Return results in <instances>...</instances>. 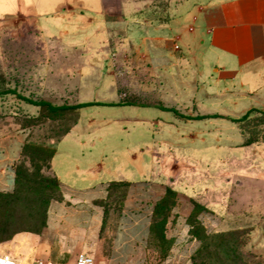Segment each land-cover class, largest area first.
Instances as JSON below:
<instances>
[{"label": "rangeland", "instance_id": "obj_1", "mask_svg": "<svg viewBox=\"0 0 264 264\" xmlns=\"http://www.w3.org/2000/svg\"><path fill=\"white\" fill-rule=\"evenodd\" d=\"M80 3L0 0V152L5 157L17 149L9 166L19 172L25 196L43 191L39 204L59 196L49 153L78 121L60 148L97 164L94 177L150 180L179 191L168 189L164 196L172 209L163 235L167 229L169 239H190L195 203L207 233H224L220 256L212 245L199 256L210 240L201 244L195 237L184 264H229L227 257L264 264V110L254 108L241 121L231 118L246 112H213L203 104L199 74L187 65H160L122 32L110 33L106 48H97L102 35L90 25L96 4L85 2L90 10L81 11ZM22 97L95 103L50 118ZM39 221L22 218L17 225L37 227ZM159 232L155 222L154 242L167 247Z\"/></svg>", "mask_w": 264, "mask_h": 264}, {"label": "crops", "instance_id": "obj_2", "mask_svg": "<svg viewBox=\"0 0 264 264\" xmlns=\"http://www.w3.org/2000/svg\"><path fill=\"white\" fill-rule=\"evenodd\" d=\"M80 2L81 11L89 8L85 2L96 4L90 25L102 35L97 48H106L102 44L110 33L122 32L160 65H187L199 74L203 104L213 112L219 107L224 108L216 113L224 115L264 110V0ZM74 127L57 142L51 159L60 193L49 203L44 227L0 240V254L11 255L17 264H34L36 259L76 264L80 252L98 264H184L197 245L193 235L169 239L166 229L164 248L153 237L157 203L168 189L179 191L173 184L150 180L94 177L97 164L83 161L80 151L60 148ZM16 150H6L5 157L0 152V191L15 187L16 170L9 164L15 165Z\"/></svg>", "mask_w": 264, "mask_h": 264}, {"label": "trees", "instance_id": "obj_3", "mask_svg": "<svg viewBox=\"0 0 264 264\" xmlns=\"http://www.w3.org/2000/svg\"><path fill=\"white\" fill-rule=\"evenodd\" d=\"M22 98L27 100L29 103L38 106L40 109L46 110L44 112H47V116L50 118L62 117L67 113L77 112L79 109H82L88 105L95 103V102H80L76 104L58 105V104H53L46 100H33L27 97H22ZM170 110H173V109L170 108ZM251 110H254V108L247 111L242 117H238V118L232 117L231 119L233 121L244 120L245 118H247ZM77 123L78 121H74L71 126L67 127L64 130L62 137L66 135L68 132H70L71 129ZM57 142H56V145H57ZM56 145L54 146L53 149H51L49 153L50 167H51V159L57 150ZM34 146H35L34 148H38L37 145H34ZM19 176H20L19 172L16 171V178H15L16 181H15L14 191L12 192L0 191V238H3V239H9L15 233L20 232V231H27V230L41 231L45 225L49 203L51 202L52 199L55 198L53 196H50L46 199L45 202H43V204L41 203L39 204V200H41L42 198L41 195L43 193V191L40 190L35 193L36 197H33V199H28L23 193V189L21 187V181H20ZM46 180L47 179H45V182ZM46 184H49V182H46ZM52 184L54 186L55 192L60 191V182L57 176L55 175H54ZM25 199L27 201H24ZM171 209H172V205H168L166 197H164L156 205L154 223L156 222V227L158 231H160L159 232L160 239L164 238L162 229L165 225V222L167 221V217ZM201 211H202V207L199 204L195 203V207L190 214V218L194 219L195 221V224H192L191 233L194 237H196L199 240L201 244H204L207 241V239H209L210 241L202 248L201 251L198 252V255L200 256L204 250H207L209 248V245H212L215 247V251L212 252V254L215 253L217 256H220V249H221L223 241L225 240L224 233H220V232L213 233V234L207 233L206 229L198 221V216ZM158 212L162 213V215H160L161 219L157 220L156 218V221H155V217H158ZM39 214H42L43 218H41L40 216L39 218H36L38 217L37 215ZM22 218L23 219L29 218L31 220L39 219L40 221L37 222V224L39 225L37 227H32V226L22 227L21 225H17L20 219ZM227 260L229 261V264H260V263H255L252 261H247L241 258H234V257H227Z\"/></svg>", "mask_w": 264, "mask_h": 264}, {"label": "built area", "instance_id": "obj_4", "mask_svg": "<svg viewBox=\"0 0 264 264\" xmlns=\"http://www.w3.org/2000/svg\"><path fill=\"white\" fill-rule=\"evenodd\" d=\"M0 264H17L16 260L9 254H0ZM34 264H52L44 259H36ZM76 264H98L94 257L86 252H80L76 258ZM166 264V263H163Z\"/></svg>", "mask_w": 264, "mask_h": 264}]
</instances>
